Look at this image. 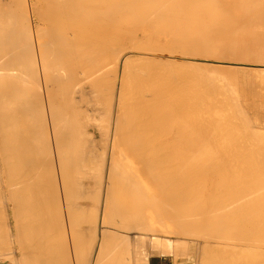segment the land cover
Instances as JSON below:
<instances>
[{"label":"bare ground","instance_id":"bare-ground-1","mask_svg":"<svg viewBox=\"0 0 264 264\" xmlns=\"http://www.w3.org/2000/svg\"><path fill=\"white\" fill-rule=\"evenodd\" d=\"M239 10L240 12L258 14L262 17L261 22L264 27V0L261 4L253 3V0H0V252L3 249L8 250L5 253L9 257V262L7 261L5 264H149V262L151 264L152 258L146 248L145 238L150 239L149 246L151 249L169 246L171 244L169 238H165L158 232L170 231V229L168 230L170 222H175L176 226H174L175 230L173 231L183 234V236L186 234L193 235L194 229L203 225L204 221L214 222V228L212 227L213 224L209 228L210 233L211 228H213V233L214 230L219 229L220 224L217 223L227 225L226 222L230 224L232 219L233 223H239L241 222L239 220L241 210L244 211V214L247 211H253L255 205L252 206V203L260 202V199L256 198L255 200L253 197L255 195H251L253 191L250 188L257 187L259 191L263 187L262 190L264 191V185H262L264 176L259 174V177L253 176L251 179L252 177L244 173L250 178V182L247 181L248 183H246L245 181L244 186L239 185L241 187L239 188L241 190L245 187L244 191L247 190V193L248 190H251L250 195L254 199L246 196L247 199L236 200L237 197L234 196L237 194L243 196L244 194H241L242 190H238L240 193L235 192L237 189L233 188L235 185L232 184V180V188L235 190L232 191L233 194L235 192L234 198L231 199V194L225 196L235 200H233L234 203H229L231 200L228 198L230 201L226 202L227 198L223 197L220 190L222 191L224 188L226 190L227 186L223 188L221 187L223 184L220 183L217 184L220 185L219 187L215 185L217 189H220L215 188L214 190L217 191L213 194L216 195L220 192L223 200H217V203L225 204L226 202V205L220 207L218 211L212 209L214 212H211L210 210L211 213L205 214L204 219L200 218L201 221L199 218H195V220L193 217L196 212L202 210L200 207H205L207 204H202L201 200L202 206L199 207L200 198L197 196L198 202L196 200V204L194 203L196 206L193 205L192 207L193 199H197L192 193L197 189L201 193L202 188L204 190L208 187L211 188L212 185L210 186V184L213 183V179L211 177L209 179V176L206 177L205 175L214 172V168H216L213 159L215 146L210 147L213 150L209 149V145H213L209 141L219 135L220 129L227 130L222 131L225 135L236 120L232 121L234 122L232 124L231 115H228L230 120L227 118L230 110L227 108L229 111L225 112L227 109L221 107L225 104L223 101L226 95H224L223 101L219 100V98L222 99V96L218 98L219 95L216 96V92L220 88L212 83L214 86L205 87L206 92L202 91L198 95L194 94L195 96L192 94L186 99H183L186 97L185 94L182 97H179L182 94L177 97L176 95L182 88L180 89L179 86L177 92H172V90L178 84L180 85V79L189 71L186 72L180 64L178 65L183 59L180 62L179 60L173 61V65L180 66L185 71V73L182 71L184 74L181 72L183 74L181 77L180 72L177 75L178 70H175L177 77H180L178 80L175 76L178 80L176 83L169 77V72L167 73L171 69L164 71L167 67V61L173 59L169 58V60L164 61L162 58H155L156 61L159 59L161 63L156 65L154 57L146 54L147 58L151 57L149 60L146 58L148 63L150 61L149 64H152L151 60L154 59V66L143 67L146 64L143 61L146 62V60L141 58L139 63L144 65L142 64V70L138 71L140 66L138 63L137 72L134 68L136 64H130L129 62L132 61L124 55L127 48L133 52L137 48L140 51H148L146 48L150 47L149 49L153 52L158 48L165 49L164 51L168 50L166 53L171 55L174 52H180L182 55L190 56L188 58L195 59V61L198 57H192V55L194 56L195 53L200 55V52L203 53L204 58L207 54L210 55H207L209 58L211 55L216 57L214 54L223 58L227 53H235L236 39L230 41L229 38L231 39L232 36L227 37L231 33L238 32L235 27V24L237 26L238 23L234 18V13ZM238 17L240 20L243 19L242 15H238ZM254 17L256 16L254 15ZM248 18L253 19L250 18V15ZM225 19H229L227 23L232 24V26L229 24L226 26ZM246 20L241 24L246 23L247 25ZM249 23L248 25H250ZM248 25L246 27H249ZM159 34L168 35L170 37V39L167 38L168 43L165 42L167 41L164 40L165 37L162 39L160 37L161 40H159L157 37ZM136 55L138 54L134 56ZM154 55L155 52L152 56ZM134 56L131 55V57ZM263 58L264 48H262ZM192 59L190 62H193ZM204 60L207 62L216 61L215 58ZM185 61L187 63L189 60ZM190 62L191 66L192 63ZM183 63H181L183 67L187 65ZM229 64L231 63H228V66ZM162 66L165 69L162 70ZM153 67L156 69L160 67L162 75ZM193 67L190 68V71ZM173 70L172 74H174ZM162 71L166 72L167 75L164 74L166 78L167 76L170 78L167 79V82L171 80L173 85L176 83L173 89L167 87V82V85L160 84L161 77L165 78ZM192 73L195 79L197 75L195 72ZM211 73L207 74L210 75ZM220 73L215 74L218 76V81H222L219 85L222 86L221 90L223 91V87L225 90L230 89L234 95L231 92L229 95L237 97L235 93L237 90L232 86L235 80ZM172 76L174 77V75ZM204 77H199V79L204 80ZM206 78L211 81L212 77L207 76ZM182 82L189 83V80L185 82L182 80ZM207 82L206 80L204 83ZM163 83L165 84V82ZM182 86L184 87V85ZM194 89L199 90L196 87ZM183 90L185 92V89ZM236 97L230 98V100H236L235 110L239 109L240 106L239 99ZM234 103L235 101L232 102V106ZM243 111L245 112L244 108ZM234 116L232 117L234 118ZM245 116L240 119L241 122L238 120L239 125L246 121L244 120L246 119ZM228 120L231 125H229ZM246 125L244 123L245 127L250 128L247 131H251V127ZM241 129L239 130L240 133L243 134L244 131L247 133L246 130L242 129L243 131H241ZM259 131L264 132L263 129H259ZM239 132L237 134L231 133L232 138L227 136V139L229 141L235 138L242 140L247 137L239 136ZM258 132L257 135L261 133ZM253 135L249 134V139ZM260 137L259 134V140L256 143L254 138H252L254 141H247L248 138H244V140L250 143L254 142V146L257 144L261 148L262 144H258ZM220 142L222 141L220 140ZM226 142L228 141L226 140ZM236 142L232 144L234 145ZM261 142L263 141L261 140ZM242 143L241 145L237 144L241 146L240 150L243 147V152H245L247 146L242 145ZM220 144L222 146L224 143ZM223 146L222 150L226 149ZM229 146L231 149L232 145ZM239 146H237V150ZM250 146L248 147L251 148L253 145ZM237 150L236 156L233 154L235 158L242 152ZM217 151L216 149V153L219 155ZM226 151L228 152L229 148ZM256 151L254 152L256 153ZM258 151L260 152V150ZM227 152L225 158L227 157L228 160ZM243 152L242 154H244ZM232 153L230 158L233 156ZM202 154L206 158L204 157L205 159L200 161ZM258 154L260 161L263 160L261 156L264 154ZM220 157L216 162L219 159L221 161ZM257 157H254L255 160ZM247 158H245V162H250ZM232 160L234 162L235 159L232 158ZM238 162H240L239 159ZM261 163L257 164L260 166L264 164ZM233 164L231 166H234ZM253 166L251 165L249 168H253ZM220 167L219 169H221ZM236 170L238 169L236 168ZM249 170L247 169V171ZM255 170L253 169L251 172L253 173ZM240 172L242 173V171ZM251 172H249L250 175H252ZM233 173L235 174V172ZM139 175L143 176L140 178L145 179L139 178V180ZM200 175L207 179L196 182V177ZM233 176L231 179L234 178L236 181L235 176ZM238 177L236 178L238 179ZM240 179L238 180L240 181ZM231 184L227 183L230 187ZM236 185L238 186V181ZM209 189L205 190L207 193L204 192L207 196L205 194L201 196L199 193L201 199L204 195L205 199L212 197L211 193L208 194ZM190 196L194 197L193 202L189 201L191 204L189 203L185 208L186 205L180 203ZM205 199L203 202L208 200V198ZM210 199L208 204L211 201L213 204L216 203L217 198L215 200ZM212 203L210 208H212ZM260 204L261 202L257 205L258 208H260ZM177 205H180L176 208L177 212L178 208L181 209V205H184L179 211L183 215L182 217H180V213L178 215L177 212H174ZM216 207L215 209L218 208ZM184 208L185 211H183ZM257 209L255 208V211L259 210ZM171 210L173 211L171 212ZM238 211H240V215L237 218ZM261 211L263 210L261 209ZM261 211L259 215L262 214ZM234 214L237 215L234 216ZM259 215L256 217L258 218ZM263 215L264 211L261 216ZM200 216L202 217L201 214ZM249 216L247 218L251 219L253 215L251 218ZM244 218L248 220L246 217ZM259 219L261 221L262 217ZM246 223L248 222L246 221ZM215 224L218 226L215 227ZM229 224L228 226L231 227L235 225ZM261 224L256 223L255 225L261 227ZM243 227L241 230L248 231L247 228L243 229ZM251 227L254 231L255 228ZM206 230L204 229V231ZM220 230L222 231V229ZM255 230H260V228ZM261 230L258 232H263ZM250 231L252 232V230ZM195 232L197 231L195 230ZM235 232L234 234L238 233L237 230ZM241 233H238V236ZM247 233L241 235L242 237L240 236L241 238H238L237 241H235L236 237L232 238L234 239L232 244L238 243V240L242 241L243 236ZM204 234L206 235V233L202 235ZM256 234L258 233L256 232ZM212 236L206 235L210 239ZM252 237L249 235V240L246 239L252 242L250 245L257 244V236L256 239L250 240ZM178 238L180 239V237ZM248 241H244V244ZM258 241L263 240L258 238ZM261 243L259 242L258 245L260 248L262 247V250H259L260 254L264 252ZM209 244H207V240L206 243L202 244V249H204L202 253L206 254L212 251L211 248L209 252L205 253ZM242 246L240 242L237 244V248H242L243 251L245 247ZM258 246L257 249H259ZM256 248L253 247L252 251H256ZM232 249L234 250V248ZM218 250L217 248V252ZM252 251L250 254L247 251V255L253 254ZM211 254L213 253H209L210 257L206 258L215 261L213 263L210 261V263L218 262V259L213 260ZM260 254H256V256ZM256 256L252 255L248 260L251 261V258ZM213 257L216 256L213 254ZM223 257L225 256L223 255ZM210 259L206 260L209 261ZM243 259L241 260L245 262ZM259 260L260 258L258 261L256 259V262H262ZM204 262L207 264V261ZM228 262L227 264H230L229 260ZM225 263L226 259L223 264ZM0 264H4L1 259Z\"/></svg>","mask_w":264,"mask_h":264},{"label":"rangeland","instance_id":"rangeland-1","mask_svg":"<svg viewBox=\"0 0 264 264\" xmlns=\"http://www.w3.org/2000/svg\"><path fill=\"white\" fill-rule=\"evenodd\" d=\"M257 1V2H256ZM253 3H256V4H261L262 3V0H253ZM236 11V10H235ZM234 11V12H235ZM233 12V13H234ZM240 10L239 11H237L236 13H234L235 14V19L237 20V23L238 24H240L239 26H238V24H237V26H236V24H235V27L237 28V30H238V32L237 33H231V35H228V37L227 38H229L230 36H232V37H234V36H236L235 38H232L231 37V39L229 38V40L231 41V40H234V39H236V41L235 42H237L236 44H235V47H236V50H235V53L234 52H231V53H227L226 54V56H224L223 58L221 57V58H219L216 54H214L216 57H212L213 55H211V58H209V57H207V55L208 56H210L209 54H207L206 56H205V58H204V55H203V53L201 54V52H200V55L199 54H196L195 53V55L193 56L192 55V57H198V59H196V61H195V59H192V58H188V57H190V56H187V55H182L180 52V55H179V53L177 52V53H175L174 52V54H169V53H166V51H168V50H166V51H164V50H161L160 48H158V50L156 49V50H154V52H155V55L154 56H152L153 55V51L152 50H150L149 48L150 47H148L147 45H149V43H146L147 45H145V46H147L148 48H146V49H148V51L150 50V52H148V51H145V50H141L140 51V49L138 50V48H137V50H133V52L131 51H129V49L127 50H125V53H124V55L126 56V57H128L129 58V60L130 61H132V62H129L130 64H136L135 65V69L137 68L138 69V66H139V64H140V66H139V69H138V71L141 69L142 70V68L143 67H149L150 65V67H152V65L154 66V61H156V59L155 58H162V60L164 59V61H167V59L169 60V58L170 59H173V60H170V61H167V64H166V66L168 67H163V68H161L162 70L163 69H165L164 71H166V70H169V69H171V70H169V71H167V73L170 75L169 77L170 78H172L171 80L173 81V80H175V82L177 83L178 82V80H179V76L177 77V75L179 74V72H180V74L179 75H181V77H182V75L185 73V71H183V69L184 70H186V72L187 73H185L184 75H183V77L180 79V85L178 84L177 85V87H175V85H176V83H174V85H173V82L170 80V81H168L167 82V79H170L168 76H167V78H166V76L165 75H167L166 74V72H163L162 71V73H163V76H165V78H166V80H165V78L163 77H161V82L163 81V82H165V84L162 82H160V84H162V85H167V83H168V85H167V87L169 86L170 88H174L175 87V91L174 90H172V92H177L179 89H177V88H179V86H180V89L182 88V90L183 89H185V92H184V90L182 91V90H179L180 92H178L179 94H177L176 96L178 97L179 95H181V96H179V97H182L183 96V94H185L184 96H186L185 98H183V99H186L187 97H191L192 96V94H193V96H195V95H198V94H200V93H202V91L203 92H206V90H205V87L206 86H209V85H212V86H214V85H216L218 88H220L219 90H217V92H216V96L217 95H219V96H217L218 98L220 97V96H222L221 98L222 99H220L219 98V100H221V101H223L224 100V95H226L225 96V100L223 101L225 104L223 105V106H221L222 108H228L229 110H230V112L233 114H231L230 112H229V114H227V118L229 119L230 117H231V123L233 124L234 122V124L233 125H231V123L229 122V120H228V122L230 123L229 125H231L232 127H231V129L230 130H228V132H226L225 133V135L222 133V131L223 132H225V131H227V130H222V129H220L221 130V132H220V130H219V135L216 137H214V138H212V139H210V144L212 145V143H213V145L212 146H210L209 145V149H211L210 147H214V150L213 149H211V150H213L214 152H215V154L213 155V159L215 160V162H214V166L216 167V168H214V172H216V173H214V172H210V173H207V174H205L206 175V177H208L209 179H210V177H211V179H213V183L212 184H210V186H211V188L213 189V191H212V189L210 188V187H208V188H205V190H207V189H209L210 191H208V194H210L211 193V195H212V197H210V198H212L213 199V197L214 196H216L213 200H215L216 198V203H212L213 201H211V203H212V208H210V204L211 203H209L208 204V201H209V197H207L208 198V200H206L205 199V193L204 192H206L207 193V191H205L203 188H202V190H201V193H200V191H199V189H197L196 191H194L193 193H192V195H194V197L196 196H199V198H200V202H198V197H197V199L195 198V199H193L194 197H189V198H187V199H183V201L182 202H184V203H180V204H185L186 205V207L185 208H187V205H189V203L190 202H193L192 201V199L194 200V202H193V204H191V206L193 207V205H195L196 203H195V201L197 200V202L199 203V207L200 206H202L200 203H201V200H202V204H207V205H205V207H200V209H202V210H199V211H201V212H199L198 211V213L196 212V214L193 216L194 217V219L196 218V219H202L203 217H205L206 215L205 214H207L208 215V212L209 213H211V212H214V211H212V209L213 210H216V211H218V209L220 208V207H223V206H225L226 205V202H228V201H230L231 199H232V197H233V195L235 194V192H237V193H240L239 191H244L245 189V187H243V189H241L240 190V188L242 187V185L244 186V184L243 183H245V181H246V183H248L247 181H249L250 180V178L249 177H252L251 179H253V176L256 178V177H259V174L261 175L262 174V176H264V173H262V172H264L263 170V168H264V164L263 165H261L260 166V164L258 165L257 163H260V162H262V163H264V155L263 156H261L262 154H264L263 152H264V150H263V146H264V132L262 131H259V129H263L264 130V58L262 59V48H264V27L262 26V17H260L258 14H250V13H247V12H245V11H241L240 13ZM246 14V15H245ZM238 15L239 16H241L242 15V17H243V19L241 18V20H240V18L238 17ZM245 15V16H244ZM249 15H250V18L252 19L253 18V16L255 15L256 17H254L253 19H254V21H256L255 23H254V21H253V19L252 20H250L248 17H249ZM248 16V17H247ZM246 17H247V20L249 19V21H247L246 20ZM206 18H208V17H206ZM238 18H239V20H238ZM256 19V20H255ZM229 19H225V24H227L226 26H228V24L230 25V23H227V21H228ZM231 20V19H230ZM247 21V25H248V23L251 21L252 22V24H251V22L249 23L250 25H248L249 27L251 26V28H253V29H251V28H249V27H246L247 25H246V23L245 24H241V22H243V21ZM229 22V21H228ZM258 22H260V23H258ZM223 23V26L225 27V24H224V21L222 22ZM254 23V24H253ZM234 25V24H233ZM242 25V26H241ZM244 25V26H243ZM246 25V26H245ZM230 26H232V24L230 25ZM239 27V28H238ZM242 27V28H241ZM245 28V29H244ZM248 28V29H247ZM235 29V28H234ZM242 31H241V30ZM254 29H256V30H254ZM254 30V31H253ZM166 33V32H165ZM160 35V36H159ZM157 37H158V39L159 40H161L162 39V37L164 38V40H167V41H165L166 43H168V35L167 36H164L163 34H159ZM162 35V36H161ZM246 36V37H245ZM160 37H161V39H160ZM252 38V39H251ZM169 39H170V37H169ZM240 39V40H239ZM255 39V40H254ZM228 40V39H227ZM243 42H244V44H243ZM246 42V43H245ZM249 42V43H248ZM232 44V43H231ZM245 45H247L246 47H245ZM232 46V45H231ZM234 46V45H233ZM153 47V46H152ZM258 48V49H257ZM162 51V52H161ZM241 51V52H240ZM259 51V52H258ZM153 52V53H152ZM131 53V54H130ZM142 53V54H141ZM234 53V55H231V54H233ZM260 53V54H259ZM135 54H138V55H136V56H134ZM149 55V56H151V57H154V61L153 60H151V63L152 64H149L150 63V61H149V63H148V61H147V59L149 60V58L151 59V57H148L147 58V56H145V55ZM168 54H169V56H168ZM249 54H251V55H249ZM259 54V55H258ZM128 55V56H127ZM130 55V56H129ZM131 55L132 56H134V57H131ZM182 55V56H181ZM139 56V57H138ZM231 56H232V59H231ZM258 56V57H257ZM131 57V58H130ZM138 57V59H135V58H137ZM168 57V58H167ZM182 57H185V58H182ZM202 59H201V58ZM235 57V58H234ZM246 57H247V59H246ZM133 58V59H132ZM141 58H143V60H146V62L145 61H143V63L145 64V66H143V67H141L142 66V64L143 63H139V59L140 60H142ZM147 58V59H146ZM181 58V59H180ZM215 58V60L216 61H209V62H207L206 60H204V59H214ZM219 58V59H218ZM240 58H243V59H240ZM166 59V60H165ZM183 59V61H181L180 62V60H182ZM192 59V61L193 62H190V60ZM227 59V60H226ZM235 59H237V60H235ZM133 60H135V61H133ZM175 60H179V62L180 63H178L177 61H176V63H178V65L180 64V66L183 68V69H181V67L180 66H178V67H180L179 69H177L178 67H177V65H173L174 64V62L173 61H175ZM185 60H189L187 63H185L186 61ZM198 60H200V61H198ZM204 60V61H203ZM238 60H240V61H238ZM254 60V61H253ZM185 61V62H184ZM206 61V62H205ZM217 61H226V62H217ZM133 62H135V63H133ZM137 62V63H136ZM140 62H142V61H140ZM169 62H170V64H169ZM172 62V63H171ZM184 62V63H183ZM189 62L190 63H192L191 64V66H190V64H189ZM235 62V63H234ZM244 63V64H242V63ZM262 62V63H261ZM139 63V64H138ZM156 65L158 64V63H160V60L158 59L156 62ZM165 63V62H164ZM181 63H183L184 65H186V66H184L183 67V65L181 64ZM196 63V64H195ZM212 63V64H211ZM220 63V64H219ZM228 63H231V64H229V66H228ZM238 63V64H237ZM143 64V65H144ZM161 64V63H160ZM195 64V65H194ZM198 64V65H197ZM252 64H253V66H252ZM174 67H173V66ZM222 65H224V66H222ZM225 65H227V66H225ZM230 65H232V66H230ZM235 65V66H234ZM248 65V66H247ZM257 65V66H256ZM160 66V65H159ZM188 66H190V67H188ZM194 66V67H193ZM262 66V67H261ZM172 67V68H171ZM177 67V68H176ZM191 67H193L192 69H191V71H190V68ZM196 67H197V71H196ZM232 67V68H231ZM154 68V67H153ZM153 68H151V69H153ZM156 68H157V66H156ZM156 68H154L156 71H159L160 72V74H161V69H160V67L158 68V69H156ZM201 68V69H200ZM214 70V72H213V70ZM137 69H136V71H137ZM160 69V70H159ZM174 69V70H173ZM235 69V70H234ZM172 70H173V73L174 74H172ZM175 70L177 71L178 70V72H176V74H175ZM180 70V71H179ZM193 70H195V71H193ZM204 70V71H203ZM210 70V71H209ZM137 71V72H138ZM170 71H171V74H170ZM184 73H183V72ZM198 71H200L199 73L201 74V71H203V73L201 74V75H203V76H201L199 73H198ZM207 71V72H206ZM211 73V71H212V73L210 74V75H212L213 73H214V75H212V76H210V75H208L207 73H209V72ZM219 73V72H221L220 74H222L223 73V75H225V76H228L227 78H231V79H234L235 80V82L232 84V86H233V88H235V90H237V91H235V93L237 94V97H238V103H239V109L237 108L236 110H235V108H236V100H234V99H232V100H234L235 101V103H234V107L232 106V102H234V101H232V100H230V98H235L236 96H232V95H234L233 93H232V91L230 90V89H227V90H225L224 89V87H223V91L221 90L222 89V86L220 87L219 85H221V82L220 81H218L219 79H217V75L215 74V73H217V72ZM181 72L183 73V74H181ZM192 72H195V75H197L196 77H197V80H196V77H195V79H194V74L192 73ZM206 72V73H205ZM190 73H192L191 75H193L192 76V78H191V75H190ZM196 73H198V74H196ZM165 74V75H164ZM206 74H207V76L208 77H212V78H216L215 80L213 79L212 80V78H211V81H209L210 79L209 78H206L207 76H206ZM219 74V75H220ZM229 74V75H228ZM162 75V74H161ZM171 75H174V77L172 76L171 77ZM185 75H189L188 76V79H187V76L184 78V76ZM204 75H205V77H204ZM178 78V80L176 79V77ZM213 76H215V77H213ZM199 77H204V80L203 79H199ZM234 77V78H233ZM184 78V79H183ZM205 78H206V80L209 82V84H208V82L205 84L204 82H206V80H205ZM194 79V80H193ZM209 79V80H208ZM0 80H1V77H0ZM177 80V81H176ZM182 80H184V82L187 80H189V83L187 82V83H183L182 82ZM200 80H202V82H203V84H202V82H200ZM199 81V82H198ZM214 81V82H213ZM218 81V82H217ZM167 82V83H166ZM171 82H172V87H171ZM195 84H197V85H195ZM181 83H182V85H184V87L181 85ZM190 83H192L191 85H190ZM201 83V84H200ZM212 83H214V85L212 84ZM1 84V83H0ZM199 84H200V86H199ZM205 84V85H204ZM190 85V86H189ZM195 85V86H194ZM223 85V84H222ZM199 86V87H198ZM202 86V88H203V90H202V88H200ZM168 87V88H169ZM198 88L199 90L197 91V89H194V88ZM231 87V86H230ZM187 88V89H186ZM190 89V90H189ZM195 90V92H194V90ZM201 89V90H200ZM205 90V91H204ZM229 90V91H228ZM232 90H234V89H232ZM226 91V92H225ZM227 91H228V95H229V92H231V94L232 95H227ZM192 92V93H191ZM222 92V93H221ZM225 92V93H224ZM234 92V91H233ZM188 94V96H187V94ZM224 93V94H223ZM191 94V95H190ZM195 94V95H194ZM229 97V98H228ZM237 97H236V99H237ZM241 98V99H240ZM243 98V99H242ZM228 99V100H227ZM230 101V102H229ZM228 103V105H227V103ZM230 103H231V106H229L230 105ZM229 106V107H227V106ZM226 106V107H225ZM233 108L232 110L230 109V108ZM241 108V109H240ZM243 108H244V110H245V112L247 113H245L244 111H243ZM225 110V112H228L229 110ZM247 109V110H246ZM235 110V111H234ZM240 110H241V113H240ZM249 110V111H248ZM240 113H238V112ZM249 112H250V114H249ZM238 113V114H237ZM225 114V115H226ZM245 114H246V116H245ZM228 115H231L230 117L228 116ZM235 115V116H234ZM236 115H238V116H236ZM241 115H243V116H245L244 118H246V119H244V120H248L247 122L246 121H243L244 123H245V125L248 123V125L251 127V131L253 130V128H255L254 129V132L252 133L251 131H247V130H249L250 128H248V127H245L244 126V123L242 124V123H240L241 125H239V123H237L238 122V120H239V122H241V120L240 119H243V116H241ZM232 116H234V118L232 117ZM242 118H241V117ZM217 117V116H216ZM247 118H249V119H247ZM251 118V119H250ZM233 119V120H232ZM236 119V120H235ZM235 120V121H234ZM232 121H234V122H232ZM258 122V123H257ZM238 124V125H237ZM236 125V127H234ZM248 125H246V126H248ZM240 126V127H239ZM245 127V129H244V127ZM221 127V126H220ZM218 128H219V126H218ZM240 128H242L243 130H246V132L247 133H245V131H244V133L242 134V133H240L239 132V130H240ZM246 128H248V129H246ZM235 129V130H234ZM241 129V131H243ZM256 129H257V132L259 131V132H261V133H259L260 134V136L261 137H263V138H261L260 137V141H258V144H262L261 145V148H260V145H257V144H255V146H254V142L256 143L257 142V140H259V134L257 135L256 133ZM218 130H217V132H218ZM234 131V132H233ZM240 133V134H238L239 136H242L243 137V135L244 136H247V137H244L245 139L246 138H248L247 139V141H249V140H253L254 141V139H255V134H256V141H254V142H252V143H250V142H246L245 140H244V138L242 139V140H238L237 138H235V139H237V140H233V139H231L232 140V142H231V140L229 141V139H227V136L229 137V138H232L231 136H232V134L231 133H233V134H237L238 132ZM256 132V133H255ZM228 134V135H227ZM229 134H230V136H229ZM250 134V135H253V136H251L252 138H254V139H252V138H250L249 139V137L250 136H248V135ZM226 138H224V137ZM238 137V136H237ZM214 139V140H213ZM212 140V141H211ZM218 140H219V142H220V140L222 141V142H220V143H227L225 146H223V148L224 147H226V149L228 150V148H229V154H228V152L226 151V149H223L222 150V146H221V144L218 142ZM226 140L228 141V142H226ZM244 140V141H243ZM261 140L263 141V142H261ZM215 141V142H214ZM217 141V142H216ZM237 141V142H236ZM241 141V142H240ZM229 142H231V144H228ZM233 142H236V143H234V145L232 144ZM240 142V143H239ZM242 142H245L244 144L242 143ZM216 143H218L219 144V147H217L218 146V144H216ZM240 144L241 145V143H242V145H245V146H247L245 149V152H243L244 150V148L242 147V150H240L241 148V146H239L238 144ZM248 143V144H247ZM215 144V145H214ZM254 146V148H252L253 146ZM229 145H232L231 146V149H230V146ZM239 146L238 147V150H239V152H243L244 154H242V152H241V154H239L236 158H235V152H236V148H237V146ZM252 147H251V146ZM233 146H234V148H233ZM236 146V147H235ZM244 146V147H245ZM248 146H250L251 148H249ZM256 146H259L258 148L256 147ZM217 147V148H216ZM228 147V148H227ZM222 150V152H221V150ZM216 149L218 150L217 152H219V155L220 156H223V157H220L219 155H217L218 153H216ZM235 149V150H234ZM250 149V150H249ZM257 151H256V150ZM230 150H232L231 151V153H232V155L234 156H232V158L233 159H235L234 160V162H233V160H232V158H230L231 157V153H230ZM237 150V151H238ZM258 150H260V152L258 151ZM249 151H253L252 153L251 152H249ZM254 151H256V153H257V155H256V153L254 152ZM262 151V152H261ZM221 152V153H220ZM224 152H225V154H224ZM226 152H227V156H228V160H227V157L225 158V156H226ZM246 152H247V155H249V156H247L246 155ZM254 153V154H253ZM258 153H262L260 156H261V158H263V160H261L260 161V157H259V154ZM251 154H253V155H251ZM201 156H203V157H201ZM200 156V161L202 160V159H205L206 158V156H204V154H202ZM217 156V158L215 159V157ZM243 156V157H242ZM252 156H253V158L255 157H257V160H255V158L253 159L252 158ZM205 157V158H204ZM221 158V161H220V159L217 161L218 162V164H217V162H216V160L218 159V158ZM248 157V158H247ZM250 157V158H249ZM224 158V159H223ZM239 159V161L240 162H238V159ZM244 158V159H243ZM245 158H247V159H249L250 160V162H245L246 161V159ZM226 159V160H225ZM232 160V162H231V160ZM241 159H243V160H241ZM199 160V159H198ZM222 160H223V162H222ZM230 160V161H229ZM248 160V161H249ZM254 160V161H253ZM229 161V162H228ZM235 161H236V165H235ZM259 161V162H258ZM226 162V163H225ZM238 162V163H237ZM252 162V163H251ZM254 162H255V164H257V165H255L254 164ZM232 163H234L233 165L234 166H231V164ZM244 164V165H241V164ZM250 163H251V165H254L253 166V168H249V167H251V165H250ZM261 163V164H262ZM220 164V165H219ZM222 164H223V166H222ZM224 164H226V165H224ZM247 164H249L248 165V167H247ZM217 165H219V166H217ZM238 165V166H237ZM241 165V167H239ZM246 165V166H245ZM221 166V167H220ZM244 167V170H243V167ZM219 167L221 168V169H219ZM230 167H233V168H230ZM247 167V169L249 170V169H251V170H255L256 168H257V170H255V171H253V173L251 172V170H249V171H247V169H245ZM258 167H259V169H258ZM218 168V169H217ZM236 168L238 169V170H236ZM241 168V169H240ZM261 168V169H260ZM216 169H217V171L219 172V174H218V172L216 171ZM224 169H228V170H224ZM232 169V170H231ZM236 171H235V170ZM234 170V171H233ZM247 172H246V171ZM226 171H229V172H226ZM240 171H242V173L240 172ZM245 171V172H244ZM258 173H257V172ZM261 173H260V172ZM231 172H232V174H231ZM233 172H235V174L233 173ZM236 172H239V173H236ZM249 172H251V174L252 175H250V173ZM224 173V174H223ZM227 173V174H226ZM244 173H246V174H248V176L246 175V174H244ZM211 174V175H210ZM213 174H214V177H213ZM229 174V175H228ZM239 174V175H238ZM242 174V175H241ZM254 174V175H253ZM223 175V176H222ZM235 176V180L236 181H234V178L233 179H231L232 178V176ZM244 175H246L245 177H244ZM201 176V177H200ZM200 176H198V177H196V179H195V181L196 182H201L203 179H207L205 176H203L202 177V175H200ZM227 176V177H226ZM233 176V177H234ZM239 176V177H238ZM140 177H143V176H141V175H139V177H138V179L140 178ZM213 177V178H212ZM236 177H238V179H240V177H241V179H240V181L236 178ZM243 177V178H242ZM218 178V179H217ZM220 178V179H219ZM246 178V179H245ZM249 178V179H248ZM140 179H145V178H140ZM139 179V180H140ZM198 179H200V180H198ZM202 179V180H201ZM223 179V180H222ZM242 179H244V180H242ZM218 180V181H217ZM232 180H233V183H232ZM242 180V181H241ZM262 180V179H261ZM220 181V182H219ZM222 181H224V182H222ZM237 181H238V186L236 185L237 184ZM263 181H264V179H263ZM228 184H233V185H235L233 188L236 190L237 189V191H235L233 188H232V184H231V187H230V185H227V183ZM241 182V184H239ZM250 182V181H249ZM221 183V185L223 184H225L224 186L222 185L221 187H225V186H227L226 187V190L229 192V190H230V192H232V191H235L234 192V194H233V192L232 193H226L227 191L225 190V188L221 191L220 190V192H221V194L223 195V197L225 198H227V196H229L230 194L232 195V196H230L231 197V199H230V197H228L226 200V202H225V204L223 203H221L220 204V202H219V204L217 203L218 201H221V200H223V197H221L222 195L220 194V192H218V194H216V195H214L213 193L215 192V191H217V190H219V189H217L216 188V186L217 187H219L217 184H220ZM216 185V186H215ZM241 187H240V186ZM262 185H264V182L262 183ZM261 185V186H262ZM213 186H215L214 188H213ZM228 187H230V189H228ZM240 187V188H239ZM217 189V190H214V189ZM239 188V189H238ZM262 188L263 187H261V189L258 191L257 189H259V188H257V187H254V189H253V187L252 188H250V189H252V191L253 192H255V193H253L251 190H248V193H247V190L246 191H244L243 193H242V191H241V194H244L243 196L241 195L240 196V194H239V196H238V194L236 195V196H234V197H237V198H235L236 200H243V199H247V197H250V199L252 198V199H254L255 198V200H256V198H259L260 199V202H261V204H260V208H258V206L257 205H259V203L260 202H254V203H252V206H254V209H252L253 211H255V208L258 210V211H255V212H253V211H247L246 212V214H244V211H242L241 210V216L239 217V215H240V211H238L237 212V214H234V216H236L237 215V218L239 217V220H241V222H235V223H233L234 221H233V219H232V221L230 222V224H229V222H226L227 223V225L226 224H224V225H222L221 223H217V224H220V225H222L221 227L222 228H220V225L218 226L217 224H215L216 226L215 227H219V229L217 230V231H219V232H217L216 230H214L213 231V233L214 234H219V235H214L213 233H212V230H213V228H214V222H210V221H204L203 222V225H201L200 227H198L197 229H194V233H193V235L191 234H186V235H184L183 236V234H178V233H176L175 231H173V230H175V227L174 226H176L175 225V222L174 223H172V222H170V224H168V230L170 229V231H166V233H164V232H158L159 234H161V235H163L165 238H169V240H170V243L171 244H169V246H165V247H163V248H161V247H153L152 249L150 248V244H149V241H150V239L148 238V237H146L145 238V243H146V248H147V250H149V252H150V255H151V258H152V263L151 264H169V263H171V264H206V262H204V261H207V264H209L210 263V261L213 263L215 260L214 259H218V262H219V264H223V262H225V259H226V263L225 264H227V263H229L228 262V260L230 261V264H244L248 259L250 260V256H256V254H260V251L259 250H262V247L260 248V246H258L259 245V242L261 243L260 245L261 246H263V249H264V245H262V244H264V218H263V216H261L262 214H263V211H264V204H263V202H264V198H262V197H264V191L262 190ZM222 189V188H221ZM249 189V188H248ZM256 189V190H255ZM239 190V191H238ZM255 190V191H254ZM258 191V192H257ZM260 191H262V192H260ZM223 192H224V194H223ZM245 192H246V194H245ZM251 192H252V194H251ZM195 193V194H194ZM196 193H197V195H196ZM199 193H200V195L202 196L203 194H205L204 195V197H202V199H201V196L199 195ZM226 193V194H225ZM259 193V194H258ZM261 193H263L262 195H261ZM249 194V195H248ZM255 195V196H251V195ZM211 195H209V196H211ZM225 195H227V196H225ZM259 195V197H257V196ZM207 196V195H206ZM247 196V197H246ZM233 197V198H234ZM238 197H240V198H238ZM243 197H245V198H243ZM261 197V198H260ZM206 200L205 202H203V200ZM212 199H210V200H212ZM235 199H233V200H235ZM249 199V198H248ZM218 200V201H217ZM233 200H231L229 203H234L233 202ZM239 200V201H240ZM186 201H187V203H186ZM190 201V202H189ZM254 201V200H253ZM210 202V201H209ZM238 202V201H237ZM236 202V203H237ZM195 203V204H194ZM197 203V204H198ZM255 203H257V204H255ZM217 204H218V206H217ZM263 204V205H262ZM214 205V206H213ZM227 205H228V203H227ZM230 205V204H229ZM231 205H233V204H231ZM263 206V208H261L262 206ZM184 205H181V209H182V207H183ZM191 206H189V208H191ZM196 206V205H195ZM198 206H197V208H198ZM204 206V205H203ZM218 208H217V207ZM257 206V207H256ZM172 207H174V206H172ZM171 207V208H172ZM177 207H180V205H177V206H175V210L176 211H174V212H177ZM206 207H207V209H208V211H207V209H206ZM215 207L217 208V209H215ZM185 208L183 209V211H185ZM210 208V209H209ZM172 209H174V208H172ZM181 209H179L178 208V215H179V213H180V217H182L183 215L181 214V212H179V211H181ZM204 209H206V211H204ZM261 209L263 210V211H261ZM210 210H211V212H210ZM173 210H171V212H172ZM182 211V212H183ZM202 211H204L203 213H202ZM260 211H261V213L262 214H260L259 215V213H260ZM258 212V213H257ZM200 214L202 215V217L200 216ZM200 217H199V216ZM204 215V216H203ZM249 215H253L252 216V218H251V216H249ZM256 215L258 216L259 215V217L257 218L256 217ZM198 216V217H197ZM247 216H249L251 219H248L247 218ZM254 216H255V218H254ZM262 217V219H261V221H259L260 219L259 218H261ZM244 217H246L248 220H245V218ZM235 218V217H234ZM243 220H242V219ZM257 218V220H255ZM195 219V220H196ZM201 219H200V221H201ZM204 219V218H203ZM254 220V222H253V220ZM199 221V220H198ZM245 221V222H244ZM246 221L248 222V223H246ZM261 222V223H259V222ZM205 223V224H204ZM243 223H244V227H243ZM254 223V224H253ZM256 223H258V225L259 224H261L262 226V230H263V232H258V231H260L261 230V227H259L258 225V227L255 225ZM213 224V225H212ZM228 224L229 225H234L233 227H231V226H228ZM245 224H247L248 226H249V228H248V226L246 227L245 226ZM253 224V225H252ZM169 225H170V228H169ZM212 225V227L213 228H211L212 230H211V233L213 234V236H212V234L210 233V226ZM241 227H240V226ZM253 226L255 229H259L260 228V230H255L254 229V231H253V228L251 227V226ZM255 225V226H254ZM209 226V227H208ZM228 226V227H227ZM236 226H237V228H236ZM207 227V228H206ZM223 227H225L224 228V230H223ZM243 227V229H246L247 228V230L248 231H244V230H241V228ZM257 227V228H256ZM230 228V229H229ZM233 228V229H232ZM240 228V229H239ZM201 229H202V232H201ZM204 229L206 230V231H204ZM220 229H222V231L220 230ZM232 229V230H231ZM235 229V231L237 230V232L238 233H240V232H242L241 234H239V236H238V233L237 234H234V233H236L235 231L233 232V230ZM195 230L197 231V232H195ZM199 230V231H198ZM230 230V231H229ZM250 230H252V232L250 231ZM261 230V231H262ZM204 231V232H203ZM233 232V234L232 235H235V236H232L231 235V233ZM243 231H244V233H247L248 234V236H247V234L245 235V236H243V240L244 241H248L249 239V235L252 237V234H253V232H254V234H253V237H252V239H250V240H254V239H256V236H257V244H255L254 242V244L251 246L250 245V243H252L251 241H248V242H245V244H244V241L242 240V241H240V240H238L239 242H240V244L241 245H243L242 247L244 248L243 249V251H244V253H246V255H247V251H248V254H250V251H252V249H253V247H259V249H257L256 251H252L251 253H253V254H251V255H244V253H243V251H242V248H237V244H239V242L237 243H233L232 244V240H234V239H232V238H235L236 237V239H235V241H237V239L238 238H241L242 236L241 235H244V233H243ZM200 232V233H199ZM216 232V233H215ZM224 232V233H223ZM256 232L259 234H256ZM203 233H206V235H208V236H212V239H210V237L208 238V237H206V235L204 234V235H202ZM209 233V234H208ZM230 233V234H229ZM252 233V234H251ZM261 233V234H260ZM198 234H199V236H198ZM211 234V235H210ZM223 234H225V235H223ZM229 234V235H228ZM256 234V235H255ZM167 235V236H166ZM237 235V236H236ZM261 235V236H260ZM186 236V237H185ZM194 236V237H193ZM204 236V237H203ZM232 236V237H231ZM241 236V237H240ZM255 236V237H254ZM178 237H180V239L178 238ZM178 238V239H177ZM191 238V239H190ZM206 238V239H205ZM216 240H215V239ZM245 238V239H244ZM248 240H247V239ZM258 238H260V239H262L263 241H258ZM205 240V242H203L204 240ZM211 241H210V240ZM206 240H207V244L208 243H212L211 245H213V244H215V245H213V246H215L214 247V251L217 253H215L214 251H213V246H211L210 244H209V248H207V250L205 251V253L206 252H209L210 250H211V248H212V251H210L209 253H213L214 254V256H216V257H218V258H216V257H213V254H211L212 255V258H213V260L214 261H212V259H210V258H206V257H210L209 256V253H206V254H204V253H202L203 252V250L204 249H202V244L203 243H206ZM213 240V241H212ZM226 240V241H225ZM186 241V242H185ZM209 241V242H208ZM230 241V242H229ZM184 242H185V244H184ZM199 242V243H198ZM248 243H249V246H248ZM221 244V245H220ZM226 244H227V246H226ZM222 245H225V246H222ZM231 245H232V248H234V250L231 248ZM233 245H236L235 247L233 246ZM245 245V246H244ZM196 246V247H195ZM229 246V247H228ZM251 246V247H250ZM225 247V248H224ZM247 247V248H246ZM156 248H157V250H156ZM171 248V249H170ZM216 248V249H215ZM217 248L219 249L218 250V252H217ZM222 248V250H220ZM231 248V249H230ZM250 248V249H249ZM170 249V250H169ZM199 249V250H198ZM210 249V250H209ZM226 251H225V250ZM236 249V250H235ZM237 249H239V250H237ZM247 249H249V250H247ZM4 250V251H3ZM1 252H0V256H1V262H3L4 264L5 263H7V261L9 262V257H8V255L5 253L6 251H8V250H5V249H3ZM242 252H241V251ZM255 250V249H254ZM156 251V253H154ZM230 251H232V252H230ZM237 251V252H236ZM240 251V252H239ZM246 251V252H245ZM219 252H222V253H219ZM225 252V253H224ZM256 252H258V253H256ZM262 252V251H261ZM3 253H5V254H3ZM159 253V254H158ZM204 254V255H203ZM222 254V255H221ZM228 254V255H227ZM232 254V255H231ZM235 254V255H234ZM238 254V255H237ZM263 254H264V252H262V254H260L261 256H262V258H261V256L260 255H257L256 257H252L251 259V261H253L254 262V264H263L264 263V260H263V258H264V256H263ZM218 255V256H217ZM223 255L225 256V257H223ZM231 255V256H230ZM243 255V256H242ZM5 256V257H4ZM239 258H238V257ZM247 258V260H246V258ZM168 257V258H167ZM204 257H205V259H204ZM228 257H230V258H228ZM237 257V258H236ZM220 258H222V259H220ZM227 258H228V260H227ZM232 258V259H231ZM243 258H245V259H243ZM253 258H256L257 259V261H258V259L260 258V260L259 261H261L262 260V262H256V259H254L253 260ZM206 259H210L209 261L208 260H206ZM237 259V260H236ZM238 259H239V261H238ZM241 259H243L245 262H243ZM173 260V261H172ZM201 260V261H200ZM203 260V261H202ZM223 260V261H222ZM247 261V263H245V264H251V263H253V262H251V261ZM233 261V262H232ZM235 261V262H234ZM204 262V263H203ZM218 262H215L214 264H218ZM232 262V263H231ZM237 262V263H236ZM243 262V263H242ZM212 263H210V264H212ZM149 264H150V262H149Z\"/></svg>","mask_w":264,"mask_h":264}]
</instances>
